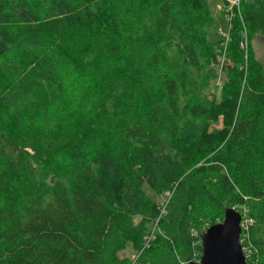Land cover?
<instances>
[{"label": "trees", "instance_id": "trees-1", "mask_svg": "<svg viewBox=\"0 0 264 264\" xmlns=\"http://www.w3.org/2000/svg\"><path fill=\"white\" fill-rule=\"evenodd\" d=\"M238 11L247 42L262 40L264 0ZM209 13L206 0H0V264L197 262L227 208L250 222L246 264H264V61L235 17L209 99L222 43L206 40ZM144 183L173 193L147 246L160 205Z\"/></svg>", "mask_w": 264, "mask_h": 264}, {"label": "rangeland", "instance_id": "rangeland-1", "mask_svg": "<svg viewBox=\"0 0 264 264\" xmlns=\"http://www.w3.org/2000/svg\"><path fill=\"white\" fill-rule=\"evenodd\" d=\"M249 1V0H247ZM253 2V0H251ZM206 4L208 5L209 14L211 15L213 20V25L207 30L206 32V40L208 43L213 44L220 42L222 40V43L216 44V52L219 57L220 62V68L218 69V79L215 80L211 86L206 90L205 94L209 97V99H215L218 103L221 99V89L223 90V86L226 83L227 76L224 72L223 65L225 63V52L228 48L229 42H226L225 37L228 35V27L230 26V23L235 17H238L240 22V15L239 11L237 10V7H235V4H232V2L226 1V0H206ZM240 7V4H239ZM242 31L243 32V41L241 42V49L251 54V60L257 59L258 61H264V46L261 45L259 40L261 39L260 36H253L251 39L246 38L245 33V25L241 22ZM239 31H234L237 36H239ZM225 40V41H223ZM222 118L220 117L216 122H209L208 123V132L209 133H215L220 130H222L223 125ZM196 166H199V164H196ZM51 181L47 182L46 185H50ZM141 190L143 194L154 204L160 205L159 208V214L157 215L155 222L153 224V227L151 228L152 234V240L155 239L154 234L157 232L159 234H162V230L160 227L161 219H163L166 216L165 213V207L170 203V199H172V192H165L163 194H157L155 191H153L146 183H144L141 187ZM242 216V215H241ZM243 220H247L246 218H243ZM139 219L134 220V224H137ZM244 235L243 240L245 242L246 238L248 237L247 234L249 232V227L247 226V223L244 222ZM205 228L201 230V232H204ZM120 258H127L129 260H134L135 254L132 252V249L130 246H127L122 252L119 253ZM180 263L179 264H188L190 261H182L183 258H185L183 255L179 256ZM192 262V261H191ZM195 262V261H193Z\"/></svg>", "mask_w": 264, "mask_h": 264}, {"label": "water", "instance_id": "water-1", "mask_svg": "<svg viewBox=\"0 0 264 264\" xmlns=\"http://www.w3.org/2000/svg\"><path fill=\"white\" fill-rule=\"evenodd\" d=\"M264 46V38L259 40ZM242 217L232 208L224 210L222 221L199 234L201 254L188 264H246L240 243Z\"/></svg>", "mask_w": 264, "mask_h": 264}, {"label": "built area", "instance_id": "built-area-1", "mask_svg": "<svg viewBox=\"0 0 264 264\" xmlns=\"http://www.w3.org/2000/svg\"><path fill=\"white\" fill-rule=\"evenodd\" d=\"M236 2V0H234V2L232 3V4H236L235 3ZM242 217V216H241ZM244 222H246L247 223V226L249 227L250 226V222L248 221V220H241V223H240V227H241V236L243 237V235H244ZM146 240H147V242H145V246H147V244H148V242L150 241V240H152V234H150V236H148L147 238H146ZM240 243H241V241H240ZM242 249H243V253H244V256H245V259H246V257L248 256L247 254H246V250H244V248L242 247Z\"/></svg>", "mask_w": 264, "mask_h": 264}, {"label": "bare ground", "instance_id": "bare-ground-1", "mask_svg": "<svg viewBox=\"0 0 264 264\" xmlns=\"http://www.w3.org/2000/svg\"><path fill=\"white\" fill-rule=\"evenodd\" d=\"M232 3L234 2V0H230ZM236 4H235V7H237V10H238V8H239V4H240V0H236V2H235ZM240 236H241V234H240Z\"/></svg>", "mask_w": 264, "mask_h": 264}]
</instances>
